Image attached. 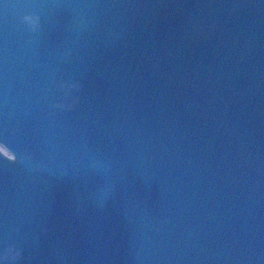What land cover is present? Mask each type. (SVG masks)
Masks as SVG:
<instances>
[{
  "label": "water",
  "instance_id": "water-1",
  "mask_svg": "<svg viewBox=\"0 0 264 264\" xmlns=\"http://www.w3.org/2000/svg\"><path fill=\"white\" fill-rule=\"evenodd\" d=\"M0 264H264V0H0Z\"/></svg>",
  "mask_w": 264,
  "mask_h": 264
},
{
  "label": "clouds",
  "instance_id": "clouds-1",
  "mask_svg": "<svg viewBox=\"0 0 264 264\" xmlns=\"http://www.w3.org/2000/svg\"><path fill=\"white\" fill-rule=\"evenodd\" d=\"M29 19H31V18H29ZM8 251H9V253H12V249H9ZM19 256H20V253L17 251V252H15V253L12 255V259H13V260L18 259Z\"/></svg>",
  "mask_w": 264,
  "mask_h": 264
}]
</instances>
